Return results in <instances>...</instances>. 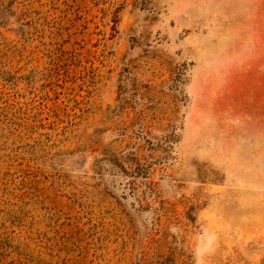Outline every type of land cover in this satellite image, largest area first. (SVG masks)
Segmentation results:
<instances>
[{
    "label": "rangeland",
    "instance_id": "374dc122",
    "mask_svg": "<svg viewBox=\"0 0 264 264\" xmlns=\"http://www.w3.org/2000/svg\"><path fill=\"white\" fill-rule=\"evenodd\" d=\"M0 264H264V0H0Z\"/></svg>",
    "mask_w": 264,
    "mask_h": 264
}]
</instances>
